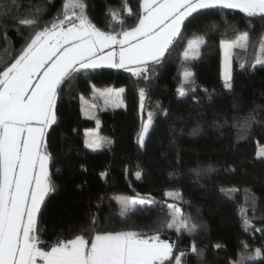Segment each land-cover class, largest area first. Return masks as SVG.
Here are the masks:
<instances>
[{"label":"trees","instance_id":"trees-1","mask_svg":"<svg viewBox=\"0 0 264 264\" xmlns=\"http://www.w3.org/2000/svg\"><path fill=\"white\" fill-rule=\"evenodd\" d=\"M84 2L89 18L105 31L134 26L140 14L141 0ZM17 3L19 8L0 11V71L14 61L30 37L32 30L27 27L17 31L18 19L46 9L43 26L62 14L64 0ZM9 5L10 0H0V7ZM243 32H248L250 45L233 55V89L229 91L221 77L220 42ZM262 34L264 19L260 17L249 18L231 9L202 10L186 20L161 62L149 64L147 80L105 67L81 72L62 84L58 121L46 137L53 156L49 174L56 191L46 197L38 217L42 246L47 250L57 239L73 238L77 227L95 215L102 230L159 232L162 240L175 244V254L190 251L195 243L202 255H186L184 264H235L244 244L248 249L242 264H264V157L257 156L264 145V64H255ZM197 38L206 43L196 58L186 60L183 53ZM185 70L193 76L183 85L186 95L181 96L178 89ZM93 84L95 89L125 88L122 107L106 106L98 114L99 149L85 146V130L94 128L96 120L81 113V95L94 92ZM139 88L145 89L144 102L157 107L154 128L143 148L138 144L145 119ZM250 113L255 122L246 124ZM172 142L175 147L168 149ZM208 166L215 171L204 172ZM137 172L142 179H137ZM174 190L182 198L166 196ZM119 196L147 197L154 204L137 206L121 216ZM169 204L178 205L183 218L196 226L193 234L167 227ZM241 210L246 211L247 230ZM258 248L260 257L255 256Z\"/></svg>","mask_w":264,"mask_h":264},{"label":"snow or ice","instance_id":"snow-or-ice-1","mask_svg":"<svg viewBox=\"0 0 264 264\" xmlns=\"http://www.w3.org/2000/svg\"><path fill=\"white\" fill-rule=\"evenodd\" d=\"M9 7L19 8L17 0H10V5L0 7V11ZM62 9V14L43 26L41 20L46 9L30 11L31 18L18 19L17 31L27 27L32 30L30 37L14 61L0 71V264H184L186 255H202L195 243L190 251L181 250L175 254V244L162 240L159 232L145 235L134 230H102L95 215L77 227L73 238L57 239L46 250L40 239L38 217L43 214L46 197L56 191L49 174L53 156L46 137L58 121L61 86L77 74L107 67L124 69L147 80L149 64L161 62L190 17L195 18L202 10L231 9L249 18L264 19V0H141L137 22L119 31L97 27L85 11L84 0H64ZM128 14L132 15L131 9ZM205 43L202 38L190 41L189 48L198 50ZM249 45L248 32L240 33L235 39L221 40L220 47L224 50L222 79L226 90L233 89V49L247 51ZM184 57L189 58L188 50ZM255 64H264V34L260 36V54ZM240 67L244 68L245 64L242 62ZM192 76L190 71L183 73L184 80L178 89L181 96L186 95L183 85L190 83ZM91 86L104 97L106 104L123 106L125 88L101 91L95 89L94 84ZM139 99L143 112L144 88H139ZM154 115L149 111L147 120L142 122L138 134L141 148L145 147V139L154 128ZM250 122H255L253 113L245 120L246 124ZM96 123L99 126L100 121L97 119ZM86 136L91 137L85 141L87 147L98 149L102 146L94 132ZM257 156L264 157V149ZM195 171L198 176L201 174L200 169ZM203 171L211 173L215 169L208 166ZM136 176L142 179L140 172ZM166 196L174 200L182 198L180 193L173 191L166 192ZM116 200L121 216L133 212L137 206L154 204L147 197L119 196ZM167 207L171 217L168 228H175L177 232L185 230L190 235L195 232L196 226L183 218L178 205ZM241 216L247 230L245 210H241ZM243 249L240 261L235 264H242L246 258L248 245L244 244ZM255 256H261V249L255 250Z\"/></svg>","mask_w":264,"mask_h":264},{"label":"rangeland","instance_id":"rangeland-1","mask_svg":"<svg viewBox=\"0 0 264 264\" xmlns=\"http://www.w3.org/2000/svg\"><path fill=\"white\" fill-rule=\"evenodd\" d=\"M198 39H200V38L193 39L191 41H196ZM200 47H199L198 50L195 49L194 47L193 48H189V43H188L186 50L189 51V58H193V57L196 58L198 56V55H196V53L198 51V54H199ZM236 50H238V49H233V55L236 52ZM185 51H184V53H185ZM259 52H260V49H259ZM184 53H183V56H184ZM233 55H232V59H231V66H232V61H233ZM221 61H222V68H221V77H222L223 63H224V50L222 48H221ZM185 71H187V70H185ZM104 89H108V88H104ZM104 89H97V90H101L102 91ZM113 89H116V88H113ZM81 97H83V99L81 100V113H82V115L85 116V117L93 118L95 120H97V119L99 120L98 114H99L101 109H103L104 107H106L108 105L112 106V107L114 106L112 104H106L105 100H104V97L101 96L99 94V92H96V91H94V92H92L90 94H82ZM93 105H94V107H93ZM156 110H157V107H156L155 104L150 103V102H144V108H143L144 118H145L144 121L147 120V113L149 111L155 113ZM89 132H94L98 136V138H100V134L98 133L97 123H96V126L94 128L85 130V141L88 140V139H91V137L86 136V133H89ZM85 141H84V143H85ZM175 145H176L175 142L170 143L168 145V149L174 148ZM85 146L87 147L86 143H85ZM87 148H89V147H87ZM89 149H91V148H89ZM262 149H264V145L260 146L258 148L257 153L259 151H261ZM173 192L179 193L176 190H174ZM172 200H174V199H172ZM175 200H177V199H175Z\"/></svg>","mask_w":264,"mask_h":264},{"label":"crops","instance_id":"crops-1","mask_svg":"<svg viewBox=\"0 0 264 264\" xmlns=\"http://www.w3.org/2000/svg\"><path fill=\"white\" fill-rule=\"evenodd\" d=\"M112 88V87H111ZM113 89V88H112ZM119 89V88H118ZM109 106V105H108ZM111 107V106H110ZM101 141H102V138H101V136H100V138H99ZM178 199V198H177Z\"/></svg>","mask_w":264,"mask_h":264}]
</instances>
